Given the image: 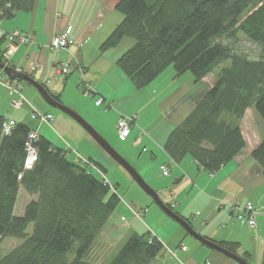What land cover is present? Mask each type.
<instances>
[{"label": "trees", "instance_id": "1", "mask_svg": "<svg viewBox=\"0 0 264 264\" xmlns=\"http://www.w3.org/2000/svg\"><path fill=\"white\" fill-rule=\"evenodd\" d=\"M35 3L0 0V17L32 11ZM114 9L122 18L99 49L113 47L124 37L134 40L116 64L136 88L148 85L170 65L177 75L189 72L195 90L204 77L213 75L211 86L170 131L163 149L173 161L189 156L210 174L218 170L245 146L239 127L245 110L253 106L264 123V0H117ZM238 32L256 44L255 57L221 40ZM223 60L229 64L220 65ZM5 119L0 114V243L8 236L22 242L5 254L0 247V264H95L89 253L120 201L116 185L105 183L76 154L70 160L69 149L40 134L31 142L35 159L25 167L32 129L15 122L6 134ZM250 155L264 173V136ZM86 159L104 175L97 163ZM20 187L34 198L16 215ZM182 217L191 225L190 218ZM30 223L32 231L27 233ZM216 242L248 261L249 252L240 253L238 242ZM166 251L151 231L133 232L107 264H151ZM160 264L183 262L165 259Z\"/></svg>", "mask_w": 264, "mask_h": 264}, {"label": "crops", "instance_id": "2", "mask_svg": "<svg viewBox=\"0 0 264 264\" xmlns=\"http://www.w3.org/2000/svg\"><path fill=\"white\" fill-rule=\"evenodd\" d=\"M80 1L36 0L32 11H18L12 18L0 17L1 50L5 45L3 38L5 32L17 29L31 33L34 39L32 44L17 47L10 57L9 67L30 75L43 84L51 94L59 96L61 102L63 94L70 89V86H79L80 82L87 80L93 88V93L88 99L95 101L100 95L111 106L106 107L105 103L96 105L93 102L96 107L104 106V112L95 111L94 116L92 109L86 106L87 100L79 106V109L73 104L68 105L78 109L77 111L88 119H94L97 132L121 147L122 154L127 157L126 159L133 161L130 163L139 174L146 177V181L158 193L160 199L164 203L173 204V211L190 218L192 227L198 233L214 241H236L240 244V250L249 252V258L255 257L259 243L256 237L264 233V173L250 155L264 136V125L258 119L256 112L251 108L245 110L239 121L245 146L218 170L210 174L189 156H185L179 162L173 161L164 151L163 144L170 131L200 100L203 91L211 86L213 75L210 74V78L209 75L206 76L210 80L209 85L203 82L204 77L201 88L195 90L189 72L177 75L175 70H172L164 75L168 70L167 67L148 85L136 88L116 64L125 47L129 48L134 40L124 37L113 47L103 51L99 49L100 43L122 17L114 9L115 2L110 5L103 0L97 4L92 22L83 24L79 28L75 14ZM84 3L88 1L84 0ZM65 28L74 38L75 44L62 49L50 48L51 37ZM123 42H126L125 46ZM55 62L69 64V73L65 77L61 74L54 75L52 67ZM36 64L38 66L33 69L32 66ZM19 81L28 103L14 109L6 87L0 84L1 115L15 122L25 123L48 140L50 139L44 126L59 128L68 133L75 146L82 147L81 142L87 144L82 148L83 152L78 148H71L73 157L78 153L91 159L101 167L102 172L104 165L111 166L100 146L90 135L69 121V117L64 115L66 113L54 115L48 107L50 104L39 102L35 91L25 86V83H29L22 82L21 79ZM31 110L50 113L52 119L49 122L32 119L29 115ZM250 113L251 122H245L247 114ZM121 115L129 120L130 130L126 138H121L115 128L116 121ZM248 124L249 129L247 127V130H244ZM122 142L128 143L124 147ZM52 143L58 146L55 142ZM163 164L167 165L168 174H163L161 170ZM21 191L24 190L20 187L18 197ZM26 196L28 199L25 204L34 198L30 194ZM247 201H250L254 207L253 228L238 219L237 211L232 208L233 203L243 205ZM243 224H246L247 228L243 227ZM244 237L248 239L247 249L242 246ZM158 238L163 242L159 236ZM180 249L182 252L187 250L186 247ZM187 261L192 263L193 257L187 258Z\"/></svg>", "mask_w": 264, "mask_h": 264}, {"label": "rangeland", "instance_id": "3", "mask_svg": "<svg viewBox=\"0 0 264 264\" xmlns=\"http://www.w3.org/2000/svg\"><path fill=\"white\" fill-rule=\"evenodd\" d=\"M87 1L88 3H84V0H81L76 8L77 12L75 14V18L78 21L77 26L79 24L78 26L79 28L83 24L92 22V20L95 17L96 6L97 4H100L103 0H87ZM104 1H107V3L110 5L116 2V0H104ZM116 12L121 14L118 10H116ZM221 40L223 42H229L233 44L234 48L237 51L245 52L249 54V56L251 57H255L258 54V48L256 44L247 40L242 32H238L235 38L222 37ZM123 43H124L123 45L125 46L126 42ZM126 48L127 47H125L124 50H126ZM227 64H229V60H223L222 62H220V65H227ZM172 70H174L173 66L172 65L168 66V70L164 72V75H166L169 71ZM186 75H189V73H186ZM210 77L211 75L209 74V78ZM209 78L205 77L203 79V82L207 85H209L210 83ZM25 86H28L33 91H35L37 95V100H39V102L49 105V103L42 97V95L33 86L26 83ZM88 98H90V96L83 93L79 86L73 85L70 86V89H68L66 93L63 94L62 103L68 106L69 108L73 109L77 113H79L96 130L95 123H93L94 119H88L82 113L77 111L79 109V106H81L82 103L85 102V100H87L86 106L92 109L91 112L94 113V116H95V111L97 112L101 111L102 113L104 112L103 110L104 106L96 107L93 103L94 100ZM68 104H73L75 106H78V109H75L74 107H71ZM48 107L49 109L52 110V113L54 115L55 113L64 114V112H62L56 107L50 105ZM251 109L254 111L253 106L251 107ZM64 115L69 117V121L75 123L78 129H82L83 131H85L84 128L76 120H74L72 117L68 116L67 114ZM100 115L102 116V114ZM251 115H252L251 113L247 114L245 122H251L250 120ZM258 119H260L259 116ZM260 121L264 125L261 119ZM247 127L249 129V124L245 127L244 130H247ZM44 128L46 129L49 139L52 142H55L61 148L66 146V144L68 143L67 146H70L73 149L78 148L79 151L83 152L82 148H85L87 145L86 142H81L82 147L79 148L75 146V143H73V141L67 135L68 133H65V131L59 128L52 129L51 127H48L46 125L44 126ZM115 128H116V124H115ZM60 135L62 137H60ZM104 138L119 154H121L125 159L127 158L125 157V155L122 154L123 149H121V147L117 146L116 143L111 142L107 137ZM127 143L128 142L125 143L122 142L123 144L122 146L125 147ZM100 149L102 148L100 147ZM102 151L105 157L107 158V160L109 161V163L111 164L110 167L104 165L103 173L111 184L116 185V193L119 195L120 201L118 202L114 211L111 213L110 217L108 218L107 224L105 225L104 229L101 231L99 237L97 238L96 242L94 243L89 253V259H91L95 264H101V263L107 264L111 260V258L116 254V252L119 250L121 244L126 240V238L131 233L133 232L143 233L147 230L151 231L153 234L158 235L163 240V243L167 250L162 256V258L160 257V259H156L152 261L151 264H160L165 259L171 261L183 262V264H239L234 259L226 256L220 251L209 248L208 246L202 244L197 239L193 238L190 234H188L184 229V227L180 225V223H178L173 218L169 217L166 213H164L160 209V207L153 201L152 197L148 195L131 178V176L126 172V170L123 167H121L116 161H114L103 149ZM68 158L71 160L73 158V154L70 153L68 155ZM126 160L128 161L129 159ZM128 162L132 163L133 161L129 160ZM141 176L144 177L143 179L146 181V177L144 175ZM26 194L27 193H25L24 191H21L18 197L15 207L16 215H21L23 213V208H24L23 204H25V201L28 199ZM135 212L138 213L139 217L135 215ZM120 217H123V219L121 220ZM245 225L246 224H243L242 226L247 228V226ZM31 231H32V223H30L26 228L27 233H31ZM256 238L258 239L259 243L257 244L256 247L255 257L253 258L248 257V262L250 264H263L264 233L258 234ZM242 240H243L242 246L246 247L247 249L248 239L244 237L242 238ZM179 241H181L180 245H185L187 249L186 251L182 252L180 249L181 246L179 245L180 247H178ZM21 242L22 239L17 237H12V236L5 237L0 243L2 254H5L11 248H13L14 246H16ZM242 252L243 250H240V253ZM192 257H193L192 263L187 261V258H192Z\"/></svg>", "mask_w": 264, "mask_h": 264}, {"label": "built area", "instance_id": "4", "mask_svg": "<svg viewBox=\"0 0 264 264\" xmlns=\"http://www.w3.org/2000/svg\"><path fill=\"white\" fill-rule=\"evenodd\" d=\"M3 38L5 41V45L1 51L0 62L7 66H9L11 55L15 52V50L17 49L19 45H28V44L34 43V39L31 33L20 31L17 29L10 31V32H5L3 34ZM72 44H75V40L68 34V29L65 28L61 32H58L51 37L50 42H49V47L53 49H62V48H68ZM37 66L38 65L36 64L32 66V68L34 69ZM76 66L78 67L77 64ZM52 72L54 73V75L61 74L63 77H65L69 73V64L66 62H55L52 67ZM0 84L6 87L9 95L11 96V100H10L11 106L14 109H18L22 107V105H24L25 103H28L22 91V85L20 81L18 80V78L10 77L4 72V70L1 67H0ZM79 87L82 90V92L85 94L91 95L93 93V88L91 84L87 82V80L80 82ZM94 102L96 105H101L105 103L106 107L111 106V104L109 102H106L105 99L100 95L97 96ZM29 115L32 119H35L41 122H49V120L52 119V115L50 113H44V112H40L37 110H31ZM14 124H15V121L13 119L11 118L5 119L2 122V131L6 134L9 133L11 127ZM116 130H117L118 135L121 138H126L128 136L130 126H129V120L127 119L126 116L121 115L117 119ZM36 137H37V133L35 131L32 130L29 132L28 134L29 140L26 145L27 156H26L25 163H24L25 167L27 168L31 166L33 160L35 159V149L31 145V142L35 140ZM66 148L69 150H73L71 149L70 146H66ZM75 154H76V159H80L82 162L87 164L88 169L100 174L104 182L109 183L107 178L104 175H102L99 172V170L88 159L84 158L78 153H75ZM161 169H162L163 174L168 173V168L166 167V165L164 164L161 165ZM111 185L112 184L109 183V186ZM172 206L173 204L171 205V207ZM232 208L233 210L237 211L236 216L238 219L245 221L246 224L250 228L254 227L255 221L252 215L254 211V207L250 201L245 202L243 205H240L238 203L237 204L233 203ZM135 215L138 216V213L135 212ZM121 219H123V217H121ZM181 248L185 249V246L181 245Z\"/></svg>", "mask_w": 264, "mask_h": 264}, {"label": "water", "instance_id": "5", "mask_svg": "<svg viewBox=\"0 0 264 264\" xmlns=\"http://www.w3.org/2000/svg\"><path fill=\"white\" fill-rule=\"evenodd\" d=\"M0 67L4 70V72L12 77H17L23 81H26L30 85H32L41 95L42 97L53 107L58 108L62 112L66 113L74 120H76L84 130L91 136V138L114 160L116 161L121 167H123L126 172L131 176V178L148 194L152 197L153 201L160 207V209L166 213L169 217L176 220L180 225L184 227L186 232L190 234L193 238L197 239L202 244L208 246L209 248L215 249L217 251L222 252L226 256L234 259L239 264H250L240 255L233 253L227 250L225 247L221 246L218 242L201 235L198 233L192 225L188 224L186 220L169 208L159 197L158 193L142 178V176L138 173V171L121 155L119 154L107 141L106 139L100 135L94 127L86 121L79 113L74 111L73 109L69 108L68 106L64 105L62 102H55L48 90L45 86L35 79H33L30 75L15 71L11 67L4 65L0 62Z\"/></svg>", "mask_w": 264, "mask_h": 264}]
</instances>
